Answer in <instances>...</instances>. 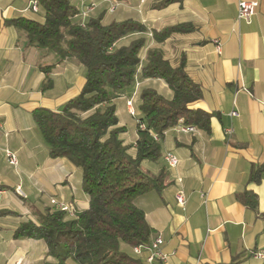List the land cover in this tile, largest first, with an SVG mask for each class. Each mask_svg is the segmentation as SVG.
Segmentation results:
<instances>
[{"label": "crops", "instance_id": "obj_1", "mask_svg": "<svg viewBox=\"0 0 264 264\" xmlns=\"http://www.w3.org/2000/svg\"><path fill=\"white\" fill-rule=\"evenodd\" d=\"M84 1L100 6L112 0ZM115 1V15H106V21L132 18L147 26L148 47L159 45L169 57L185 52L188 72L203 87L196 106L217 113L210 132L168 130L162 141V158L143 162L154 174L167 171L161 192H149L135 201L154 230L152 239L158 235L164 238L165 264H263L264 259L254 255L264 254V178L259 183L248 179L252 168L264 161V0H254L258 6L250 22L238 20L239 0H182L161 9L153 7L157 0ZM32 4L33 0H0V211L20 214L0 217V264L55 261L44 241L13 237L22 220L37 221L38 214L51 207L46 198L45 208H36L45 195L73 204L77 213L86 210L90 202L79 189L81 169L65 158L50 157L33 117L36 108L61 110L79 94L85 69L68 58L57 63L52 72L44 71L42 67L56 63L55 55L30 46L25 32L8 23L19 17L43 22L40 6L36 12ZM101 11L98 7L91 16ZM180 22L195 23L200 29L161 44L154 40L153 30ZM135 36L139 35L122 42ZM145 54L146 50L143 57ZM47 76L52 77V86L45 87ZM139 82L132 93L116 101L120 124L127 126L122 137L130 144L138 138L137 119L130 124L120 118L121 110L130 114L128 99H134L133 110L136 108L139 116L143 87L173 97L162 79ZM5 148L17 153V166L9 164ZM167 152L179 158L176 167L167 164ZM245 189L257 193L258 211L238 200L237 194ZM179 191L187 196L185 207L177 202ZM121 250L138 257L124 243Z\"/></svg>", "mask_w": 264, "mask_h": 264}, {"label": "trees", "instance_id": "obj_2", "mask_svg": "<svg viewBox=\"0 0 264 264\" xmlns=\"http://www.w3.org/2000/svg\"><path fill=\"white\" fill-rule=\"evenodd\" d=\"M44 14L43 22L27 17L8 21L26 34L28 44L56 57L53 67L68 58L85 69V83L61 110L38 107L33 117L52 158H65L82 171V185L89 196V207L75 215L46 207L37 221L22 220L13 232L15 239H36L46 243L54 262L48 264H145L123 250L148 244L154 233L144 209L136 204L139 196L161 192L167 171L154 174L143 162L162 158V141L168 130L182 121L185 126L210 132L217 114L196 106L203 97V87L187 70V54L169 57L159 45L148 47V28L132 18L106 21V10L91 16L82 26L78 5L72 0H37ZM182 0H157L161 9ZM200 29L192 22H180L153 30L161 44L180 34ZM138 34L129 42H122ZM146 50L145 57H143ZM162 79L173 91L166 98L153 87H143L139 96L138 138L126 143L127 126L120 124L116 101L130 94L136 83ZM47 76L45 87L52 86ZM145 125V128L143 127ZM158 137V139L155 138ZM264 178V161L255 165L248 182ZM244 205L258 211L256 192L245 189L237 194ZM20 216L11 210L1 216ZM264 264V263H263Z\"/></svg>", "mask_w": 264, "mask_h": 264}, {"label": "built area", "instance_id": "obj_3", "mask_svg": "<svg viewBox=\"0 0 264 264\" xmlns=\"http://www.w3.org/2000/svg\"><path fill=\"white\" fill-rule=\"evenodd\" d=\"M96 3L90 1L86 2L82 0L81 5H79L80 16L82 18V26L85 25L87 19L90 17L91 12L95 9ZM258 3L254 0H239V7H238V20H244L250 22L254 14L256 13ZM32 9L34 11L39 10V3L37 0H33ZM114 6H111V10H115ZM219 49L221 48V43L218 41ZM138 84V83H137ZM130 101V113L135 116V111H133V100L129 99ZM236 112H233V115H236ZM145 128V125H144ZM177 131L183 132H196L197 128L195 126H185L183 125L182 121L179 125L175 128ZM228 134L232 133V129L227 130ZM158 139L157 136H155ZM6 158L10 165L17 166L19 164L18 155L15 151L9 148L4 149ZM164 158L167 163H172V167H176L179 164V158L172 152H167L164 155ZM19 190L21 189L18 187ZM23 196H26L23 193ZM177 202L182 207H185L187 202V196L183 191H179L176 195ZM51 204L54 206L56 210H61L66 212L69 216H73L72 212H68L67 208L64 206V200L58 198H52ZM164 238L161 235L156 236L155 238L151 239L148 244H142L135 246L133 248L134 253L138 257H142L144 259L145 264H165L168 258V254L165 253L163 246H164ZM257 258L264 259L263 253H255L254 255Z\"/></svg>", "mask_w": 264, "mask_h": 264}, {"label": "rangeland", "instance_id": "obj_4", "mask_svg": "<svg viewBox=\"0 0 264 264\" xmlns=\"http://www.w3.org/2000/svg\"><path fill=\"white\" fill-rule=\"evenodd\" d=\"M72 2H74V4H76V5H81V2H82V0H72ZM111 6H114L115 8H117V6H118V2L117 1H115V0H112V1H110V2H102V5H100V6H98V5H96V7H95V9L91 12V13H93L94 11H96L97 10V8L99 7V9L100 10H102V11H104V10H106V15L107 16H112V15H115L113 12L116 10H111ZM107 18H109V17H107ZM135 37H137V36H135ZM128 39V38H127ZM127 39L125 40V41H127ZM140 79H138V81H137V83H136V86H139V84H140ZM131 100H133V103H134V99L133 98H130ZM129 100V99H128ZM121 108V107H120ZM135 109V116H133L131 113L129 114V113H127V110L126 109H124V110H121L120 111V114H121V116H120V118H126V120H127V122H129L130 124L131 123H134L135 122V120H134V118L135 119H137L138 118V111H137V109L136 108H134ZM13 166V165H12ZM21 188V187H20ZM82 188V189H81ZM79 187V189H80V191H84V188H83V185H82V187ZM17 191L23 196V191H22V189H20L19 190V188L17 187ZM26 196H23L24 198H26L27 197V194L26 193H24ZM48 199L49 200V204L51 205V208H53V209H55L54 208V206L51 204V199L52 198H57V197H52V196H50L49 194L48 195H45L44 196V200L43 201H41V202H39V204H37V209L38 210H42L43 208H45V199ZM56 210V209H55ZM76 212H77V209H76ZM75 217V215L74 216H71V218H74Z\"/></svg>", "mask_w": 264, "mask_h": 264}, {"label": "bare ground", "instance_id": "obj_5", "mask_svg": "<svg viewBox=\"0 0 264 264\" xmlns=\"http://www.w3.org/2000/svg\"><path fill=\"white\" fill-rule=\"evenodd\" d=\"M128 106L130 108V101H128ZM134 111V110H133ZM144 127V126H143ZM170 167H172V163H167ZM64 206L67 208L68 212H72L71 204L64 201ZM73 214V212H72ZM74 216V214H73Z\"/></svg>", "mask_w": 264, "mask_h": 264}]
</instances>
